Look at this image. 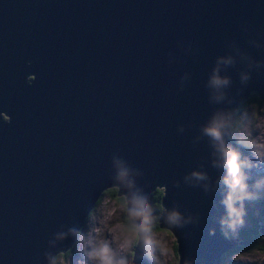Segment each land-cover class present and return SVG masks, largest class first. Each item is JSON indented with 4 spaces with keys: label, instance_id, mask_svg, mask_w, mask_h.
Returning a JSON list of instances; mask_svg holds the SVG:
<instances>
[{
    "label": "water",
    "instance_id": "1",
    "mask_svg": "<svg viewBox=\"0 0 264 264\" xmlns=\"http://www.w3.org/2000/svg\"><path fill=\"white\" fill-rule=\"evenodd\" d=\"M250 92L264 97V0H0V264H50L113 185L149 220L129 264L155 187L177 264H222L246 244L221 226Z\"/></svg>",
    "mask_w": 264,
    "mask_h": 264
},
{
    "label": "rangeland",
    "instance_id": "2",
    "mask_svg": "<svg viewBox=\"0 0 264 264\" xmlns=\"http://www.w3.org/2000/svg\"><path fill=\"white\" fill-rule=\"evenodd\" d=\"M254 103L255 107L244 105L238 110V118L243 123L234 132V140L231 139V146H234L236 151L237 147L241 150L244 148L247 149V151H245L247 155H249V144L254 145L255 140L249 142L245 139L242 130L246 134H250L252 130L253 135L263 141L264 144V102ZM240 162V172L242 177H244V175H249L251 172V166L248 158H244L240 160ZM259 167L260 171L256 169L254 170L259 173V177L262 179L264 176V161L261 160L259 162ZM250 186L251 188H255L256 184L252 181ZM241 195L242 193L237 190V192L233 193V199H236ZM115 197H118V195L116 194ZM250 198H252V196ZM236 203L237 202L233 201V206L237 209ZM263 204L264 203H260L259 205L253 204L251 206L249 212L252 214V218H257L258 221H262V219H260L261 214L256 215L255 210L260 208ZM93 207L94 208L90 212L88 220H86L87 222L85 223L84 229L78 236V241L74 250L64 258L58 257V259H55L52 264H100V259L95 253L99 252L104 246L107 247V255H109L114 261L124 260L126 261V264L130 263H128L129 258H126V252L130 249L132 237H125L121 232V228L124 226L121 220V214L123 209H125V203H121L111 198L108 194H103L98 203ZM246 212H241L242 223H236L235 226L249 225L250 222H247L244 219ZM157 215L158 212L155 211L153 216L156 217V220ZM228 215L227 210L226 218L224 220L226 229L227 227H230L229 222L235 219L234 216H229L228 219ZM226 222H228L227 225ZM174 239V235L168 229L159 228L150 233L147 251L144 256V258L148 260V263L146 264H177L176 256L173 252ZM221 256L222 254L220 257ZM224 258L223 262L221 260L222 264H264V252L257 250L247 251L239 248L238 250L227 254Z\"/></svg>",
    "mask_w": 264,
    "mask_h": 264
},
{
    "label": "clouds",
    "instance_id": "3",
    "mask_svg": "<svg viewBox=\"0 0 264 264\" xmlns=\"http://www.w3.org/2000/svg\"><path fill=\"white\" fill-rule=\"evenodd\" d=\"M211 83L213 85L219 86L221 84H226L227 80H222L219 77L213 76ZM206 131L209 133V135L213 136L214 138L216 139L220 138L219 126L217 124H214L213 126L207 128ZM242 133H243V137L247 139L249 142L255 140V144L254 145L249 144V155L246 154L245 151H247V149L245 148L241 150L240 148L237 147V151L234 148L236 153L231 150H225V165L227 168V177L225 182L228 184L229 188L231 189V192L229 193L225 203L228 208L229 216L235 217L234 220L229 222L230 227H227L228 229L234 228L236 223H242L241 212H246V211L249 212L253 204L256 205L260 204L250 201L251 199L250 197L252 196L253 191L257 189L264 194V176L262 175L263 177L262 179H260L259 173L254 170L256 169L260 171L259 162L261 160L264 161L263 141L255 137L252 133V130L250 134H246L245 132H243V130ZM244 158H248L251 166V172L249 175H244V177H242V174L240 172V164H241L240 160ZM126 175H127V171L125 169H121L118 178L123 179V177H125ZM252 181L256 184L255 188H251L250 186ZM237 190L240 193H242V195L236 199H233V193L237 192ZM233 201L237 202L236 203L237 209L233 206ZM129 216L130 218L133 216H141L142 222L140 224H130L128 226H122L121 232L125 235V237H129V238L135 237L137 236L138 233L147 230V225L149 224V220L147 218H143V212L141 210L132 209L130 210ZM176 219H177V214L172 213L170 216V220L175 221ZM261 222L259 221V224ZM245 226L247 225H244V227ZM235 227H241V226L237 225ZM107 251H108L107 247L104 246L103 248L100 249L99 252L95 253L100 259V264H126V261L124 260L114 261L109 255H107ZM130 261L131 260L129 259L128 263ZM145 263H148V260L145 259Z\"/></svg>",
    "mask_w": 264,
    "mask_h": 264
},
{
    "label": "trees",
    "instance_id": "4",
    "mask_svg": "<svg viewBox=\"0 0 264 264\" xmlns=\"http://www.w3.org/2000/svg\"><path fill=\"white\" fill-rule=\"evenodd\" d=\"M253 101L257 102V103H263L264 102V97L263 98H259L257 96L256 92H252V93H250V95L243 102H241L238 105V108H237V110L235 112L236 117L233 120V122L230 124L231 137H232L231 139L234 140V137H235V133L234 132L243 123L238 118V110H240L241 107L244 106V105L255 107V103ZM3 118L6 119L5 115H3ZM234 148L235 147L232 146V151L233 152H235ZM116 191H117V186L116 185L109 186V187L103 189L102 192L100 193V196L97 198V200L95 202L98 203L100 197L103 194H108V196H110L111 198H113V199H115V200H117V201H119L121 203H123V202L125 203L124 196L122 194H117ZM116 194L118 195V197H115ZM161 194H162V188L155 187V190H154L152 195H153V207H154L155 211H157V212H159L160 209H161V204H160V196H161ZM117 198H119V199H117ZM250 201L254 202V203H264V194L261 191L256 189L255 191L252 192V198L250 199ZM96 203H94L93 206H95ZM92 209L90 210V212L92 211ZM227 210H226V212L224 214V217H223V220H222V224L224 222V219L226 218ZM255 211H256V215L257 214H259V215L260 214H264V204L261 205V207L256 209ZM90 212H89V214H90ZM89 214H88V216L85 219V223L87 222L86 220H88V218H89ZM121 216H122L121 220H122V223L124 224V226H128V225L132 224L129 221L130 217L125 215V209H123V212H122ZM228 217H229V215H228ZM244 219L247 222L248 221L250 222L249 225H247V227H244V226L236 227V229L228 231L227 230L228 228L226 229L222 225L221 226V232L226 237L240 236L242 239H245L248 244H246L244 247H242V249H245L247 251H249V250L250 251L257 250V251H260V252H264V236H262L260 234V232L258 231L259 221L257 220V218H252V214L250 212L245 213ZM85 223L79 229V231L77 233L78 235L76 237V241L72 244V246L69 247L68 249H66L64 252L56 253L55 256L52 258V260L50 261V264H52L53 261H55V259H58V257L64 258V257L69 255V253H71L74 250L75 245H76V243L78 241V236L81 234L82 230L84 229ZM159 228H162V227H160L158 225L156 217H154L153 222H151V224L148 227V235L150 233H152L154 230L159 229ZM163 229H165V228H163ZM136 240H137V236L131 238L130 249L126 252V258H129V259L131 258L132 254H133V246H134V244H136ZM131 245H132V247H131ZM176 247H177L176 246V242L174 241L173 242V252H174V255L176 256V261H177ZM236 248H237V245H234L231 248H229L228 250L224 251L222 253V256H221V257H223V258H221L222 262L224 260V256H226L227 254L231 253L232 251H235Z\"/></svg>",
    "mask_w": 264,
    "mask_h": 264
},
{
    "label": "flooded vegetation",
    "instance_id": "5",
    "mask_svg": "<svg viewBox=\"0 0 264 264\" xmlns=\"http://www.w3.org/2000/svg\"><path fill=\"white\" fill-rule=\"evenodd\" d=\"M228 219H229V217H228ZM261 219H262V221H264V214H261ZM224 220H225V219H224ZM260 222H261V221H260ZM227 223H228V222H226V225H227ZM223 226L225 227L224 222H223ZM245 227H247V226H245ZM225 228H226V227H225ZM234 229H236V227H234V228H230V229H227V230H228V231H231V230H234ZM246 244H248L247 241H246ZM246 244H243V245H242V244H238L236 250L239 249V248L244 247ZM236 250H235V251H236Z\"/></svg>",
    "mask_w": 264,
    "mask_h": 264
},
{
    "label": "bare ground",
    "instance_id": "6",
    "mask_svg": "<svg viewBox=\"0 0 264 264\" xmlns=\"http://www.w3.org/2000/svg\"><path fill=\"white\" fill-rule=\"evenodd\" d=\"M229 109H227V111H228ZM227 111H226V113H227ZM225 113V114H226ZM232 151V150H231ZM149 237H150V234L147 236V239H146V241H145V244H144V255H143V257L145 256V254H146V251H147V247H148V243H149ZM145 264V263H144Z\"/></svg>",
    "mask_w": 264,
    "mask_h": 264
},
{
    "label": "snow or ice",
    "instance_id": "7",
    "mask_svg": "<svg viewBox=\"0 0 264 264\" xmlns=\"http://www.w3.org/2000/svg\"><path fill=\"white\" fill-rule=\"evenodd\" d=\"M117 199H119V198H117Z\"/></svg>",
    "mask_w": 264,
    "mask_h": 264
}]
</instances>
